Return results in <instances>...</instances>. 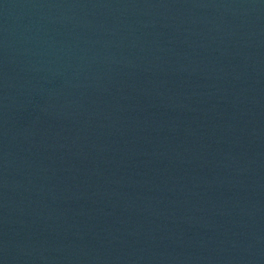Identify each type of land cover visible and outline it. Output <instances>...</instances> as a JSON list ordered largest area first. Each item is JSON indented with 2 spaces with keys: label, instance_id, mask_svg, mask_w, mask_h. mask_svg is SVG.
<instances>
[{
  "label": "water",
  "instance_id": "95a60500",
  "mask_svg": "<svg viewBox=\"0 0 264 264\" xmlns=\"http://www.w3.org/2000/svg\"><path fill=\"white\" fill-rule=\"evenodd\" d=\"M0 264H264V0H0Z\"/></svg>",
  "mask_w": 264,
  "mask_h": 264
}]
</instances>
